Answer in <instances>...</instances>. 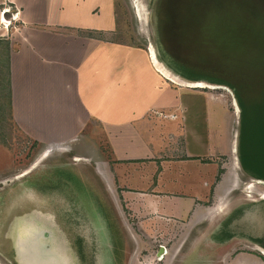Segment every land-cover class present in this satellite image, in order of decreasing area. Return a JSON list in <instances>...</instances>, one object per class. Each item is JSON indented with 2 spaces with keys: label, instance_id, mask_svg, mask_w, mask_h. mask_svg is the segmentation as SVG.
I'll use <instances>...</instances> for the list:
<instances>
[{
  "label": "rangeland",
  "instance_id": "rangeland-1",
  "mask_svg": "<svg viewBox=\"0 0 264 264\" xmlns=\"http://www.w3.org/2000/svg\"><path fill=\"white\" fill-rule=\"evenodd\" d=\"M59 1L68 8L69 16H64L70 20L74 17L78 25H83L78 33L99 41L98 49L94 48V60L100 74V90L95 97L100 114L118 117L120 111L137 107L136 100L141 98L150 100L154 96L165 100L158 92L163 86L173 91V98L181 105L175 121L163 114V118L158 117L154 111H149L144 121L149 120L146 124L151 126L145 140L151 144L154 154L159 151L161 155L156 181L159 215L165 214L170 219L150 213L141 205H135L133 200H124L123 188L114 184L113 168L124 175L122 179L131 181L130 187L141 190L145 187L131 180L139 179L136 171L125 175L122 166L112 167V152L102 124L97 132L95 125L88 123L78 135L82 137L73 141L52 137L43 130L38 131L40 140H37L13 121L9 104L1 97L0 264H28L23 256L25 248L20 247L23 250L20 251L17 246L23 240L21 234L26 233L27 224L18 225L15 219L30 211L33 213L28 226L40 225L53 233L49 227L53 220L67 232L73 244L89 255L91 264H264V250L240 238L200 256L204 254L203 243L214 233L221 216L239 202L258 201L259 194L264 193V182L259 184L246 178L239 168V108L232 90L181 87L160 74V82L150 75L148 70L154 71V68L148 50L150 46L153 50L155 44L146 20L153 0H83L82 5L79 4L82 0ZM74 1L78 2L77 11L73 8L76 7ZM206 1L209 4L204 11L188 10L189 15H182V28L191 27L181 33L186 39L183 50L173 53L165 51L161 45L162 60L173 63L174 60L196 62L201 59L202 65L210 66L208 62H211L221 66L239 59L245 60L246 65L258 64L262 68L264 26L259 18L261 5L258 1ZM49 2L52 0H47ZM0 13L4 14L3 21L9 22L7 27L0 22L1 52L19 27L17 23L13 26L11 20L17 12L3 6ZM2 58L3 79L5 60ZM48 62L61 67L66 58H47ZM48 72L47 82L44 73L19 75L17 89L19 94L25 91L27 99L33 100L38 97L35 86H40L39 93L47 83V118L58 120L62 101L59 93L62 92L57 88L64 78ZM64 95L69 97L68 93ZM163 113L168 114L167 111ZM47 118L37 115L34 123L41 125ZM133 126L139 129L138 125ZM231 149L235 151L236 169ZM204 182L208 186L203 185ZM132 197L129 195L130 199ZM193 197L206 201L209 206L221 199L220 212L201 222L199 219L190 222L175 219L179 213L188 214L194 206ZM69 240L68 247L72 249ZM160 248L162 252L158 255ZM55 258L54 254L48 255L47 264H52ZM73 263L72 256L63 257V264Z\"/></svg>",
  "mask_w": 264,
  "mask_h": 264
},
{
  "label": "crops",
  "instance_id": "crops-1",
  "mask_svg": "<svg viewBox=\"0 0 264 264\" xmlns=\"http://www.w3.org/2000/svg\"><path fill=\"white\" fill-rule=\"evenodd\" d=\"M60 2L59 0H52L49 3H47V0H0V10L4 6L17 12L18 20H13V26L17 23L19 27L14 30L15 33L12 34L10 42H7L6 53L0 57L1 60L3 56L2 59L5 58L8 64L11 117L22 130L30 136L33 134V137L37 140H40L38 131L41 130L47 132V135L50 133L52 137H66L74 140L79 137L81 130L88 123L95 125L97 132L99 131V125L102 124L112 152L113 159H111V162H114L112 167L122 166V173L125 175L128 172L136 171L139 179L134 178L131 180L145 187L144 190L130 187L129 182L131 181L122 179L124 175L121 176L120 171L118 172L116 168H113L114 184L117 183L116 187L123 188L122 196L124 200H133L135 205H141L146 210L148 209L150 213L167 219L169 218L167 215H159V192L156 189V181L160 171L158 161H161L159 160L161 155H159V151L154 154L150 147L151 144L149 145V142H146L145 135H150L149 129L151 126L146 124L149 120L144 121L147 120L149 111H154L158 117L164 115L168 120L175 121L178 119V113L182 107L173 98L171 94L173 91L163 86L158 92L163 95L165 100L154 96L150 100L147 97L138 99L136 100L137 107H129L128 111L125 110L123 113L119 110L120 114L117 112L119 115L123 114V117L100 114L95 101L100 90V74L98 65L94 60L96 57L94 56V48L98 49L99 41L79 34V29L83 25H78L79 23L74 17L73 20L68 19V8ZM73 4L76 7L78 6L77 1H74ZM79 4L82 5L83 0ZM76 7H73L74 11L78 10V7ZM64 14L68 16H64ZM3 16L0 13V20L4 19ZM75 16L77 17L76 14ZM87 28L93 29L94 26H88ZM61 57L66 58L65 65L59 67L54 62L52 63L55 65H51L50 62L47 64V58L60 59ZM47 72L57 73L60 78H64L57 88L59 92H62L59 93L62 101L60 102L61 108L59 106L61 113L57 117L58 120L47 118V83L39 93L38 88L40 86H35L34 91L37 93L35 95H38V97L36 96L37 98L33 100L31 98L27 99L28 94L25 91L19 94L17 89L19 75L27 77L28 73H44L47 82ZM148 72L159 82L162 80L160 74L171 83L182 87V85L168 78V76L166 77L155 68L154 71L150 69ZM66 92L69 95L67 98L64 95V93L67 94ZM233 103L232 106L235 113H237L236 105L234 107ZM125 104L124 106H126ZM163 111H167L168 114L163 113ZM37 115L45 116L47 120L41 125H35ZM134 124L138 125L139 129H136L133 126ZM231 153H233V164L234 169H236L235 151L231 149ZM115 161L119 163H115ZM203 185H207L206 182ZM216 187H218L217 184ZM207 193L208 191L205 196ZM129 195L133 197L130 199ZM193 198L194 206L188 214L187 212L185 214L179 213L175 216V219L179 221L184 219L189 222L191 219H199V222H201L213 216V214L219 213L218 210L223 204V202L221 203L222 200L218 199L214 205L209 206L205 204L206 201L198 200L196 197Z\"/></svg>",
  "mask_w": 264,
  "mask_h": 264
},
{
  "label": "trees",
  "instance_id": "trees-1",
  "mask_svg": "<svg viewBox=\"0 0 264 264\" xmlns=\"http://www.w3.org/2000/svg\"><path fill=\"white\" fill-rule=\"evenodd\" d=\"M257 1L261 5L259 18L263 21L264 26V0ZM207 4L209 2L206 0H203V3L202 0H195L191 3L186 0H158L157 9L159 8L161 12L156 10L155 16L156 18L159 16L164 21L163 23L159 22L156 28L159 41L165 51L180 53L183 50L186 39L181 36V33L186 32L191 27L182 28L180 23L183 20L182 15H189L188 10H195L194 13H199ZM6 50L7 44L2 46L0 56L5 54ZM261 59L262 68L258 64L257 66L246 65L243 63L245 60L239 61V59H233L221 66L212 65L211 62H208L211 66L210 70V66L201 64V59L196 62L174 60L173 63L166 64L177 76L188 82L204 81L211 85L224 86L232 90L239 108L237 159L240 171L246 178L264 182V56ZM7 65L5 59V78L2 79L3 74L0 72V88L3 86L5 88L0 90V99H2L1 97H3V100L6 99L9 109H11ZM1 121L0 118V124ZM241 210L243 213H238L239 218L254 217V214L251 213L252 209L250 211H246L247 209ZM259 212L264 216V205L260 207ZM232 218L230 216L222 223L217 232L210 234L202 245V253L204 254H201V257H204L205 253H211L212 250L216 251L219 247L238 237H247L249 241L261 246L264 250V232L236 236L228 226ZM74 245L76 244H73L72 249L69 248L67 253V256L73 257V264H91L89 255L78 245H76L78 250H74ZM258 255L260 256V254ZM86 261H89V263Z\"/></svg>",
  "mask_w": 264,
  "mask_h": 264
},
{
  "label": "flooded vegetation",
  "instance_id": "flooded-vegetation-1",
  "mask_svg": "<svg viewBox=\"0 0 264 264\" xmlns=\"http://www.w3.org/2000/svg\"><path fill=\"white\" fill-rule=\"evenodd\" d=\"M157 2L158 0H153L151 3L154 13H156V10L157 12L158 11L161 12L159 8L157 9ZM156 20H157L156 27L158 26L159 22L163 23L164 21V19L163 20L160 19L159 16L156 18ZM159 51L160 53H163L162 49H160ZM258 199H259L258 201H255V202L251 201L249 203L239 202L233 207H231L226 214H224L223 216H221V218H219L216 225L214 226L216 228L214 232H217L219 228L222 226V223L226 219L230 218V216L233 218L230 221L228 226L232 229V232L236 236L239 234L248 235L250 233L258 234L260 232H264V216L262 215V213L259 212L260 207L264 205V193L259 194ZM241 209H247L246 211H250L252 209L251 213L254 214V217L253 218L246 217L244 219L239 218L238 213L239 212L243 213ZM31 213H33V211H30L28 213L26 212L22 215H19L15 219L18 225L21 224L22 222L27 224L25 225L27 227L26 233L21 234L22 235L21 238L23 239L22 240L23 242L21 241L19 242V245H17L19 246L20 251L22 250L20 247L25 248V250L24 251L22 250V251L24 252L23 256L26 257L27 263L28 264H42V263L47 264V256L54 254V256L56 255V258L54 260V263L52 264H63V257L64 256L67 257V253L69 251L68 245H70L67 243V240H69L67 237V232H64L61 228H59V226H56L53 223V220H51L50 225H49V227L53 230V233L49 232V230H47V227H46V230H44L43 227H41L40 225L39 226L29 225L30 226L29 227L28 224L30 223L31 218H32L30 216ZM240 239L246 240L252 243L253 245L257 246L261 250H263L261 246L249 241L247 237H240ZM69 241L71 242V245H73V242L71 240ZM27 247L29 248L27 249ZM74 247L76 248V245H74ZM13 261H15L14 258H13Z\"/></svg>",
  "mask_w": 264,
  "mask_h": 264
},
{
  "label": "water",
  "instance_id": "water-1",
  "mask_svg": "<svg viewBox=\"0 0 264 264\" xmlns=\"http://www.w3.org/2000/svg\"><path fill=\"white\" fill-rule=\"evenodd\" d=\"M148 8V7H147ZM148 11V17H147V24L149 26V30H150V33L152 34V37H153V41H154V49H153V54H154V57L156 58V60H158V62L161 63V65L166 69L168 70V72H171V74L177 76L173 70L160 58V55H159V50L161 49V44L159 43V39H158V35H157V28H156V23H157V20H156V16H155V13L153 11V7L152 5H150V7L147 9ZM192 83H196V82H192ZM162 252V249L160 248L159 249V252H158V255Z\"/></svg>",
  "mask_w": 264,
  "mask_h": 264
},
{
  "label": "bare ground",
  "instance_id": "bare-ground-1",
  "mask_svg": "<svg viewBox=\"0 0 264 264\" xmlns=\"http://www.w3.org/2000/svg\"><path fill=\"white\" fill-rule=\"evenodd\" d=\"M151 47V46H150ZM149 47V59H150V62L152 64V66L157 69L160 73L164 74L166 77L168 76V78H171L172 80H174L176 83L182 85V86H188V87H195V88H202V87H207V88H219V89H224L227 91L226 87L224 86H221V87H212V86H209V85H205L204 83L202 82H196V83H192V82H185V81H182L178 78H174L172 77L161 65L160 63L156 60V58L154 57V54H153V50L152 48ZM198 81V80H197ZM204 82V81H203ZM233 103V102H232ZM234 107H235V104L233 103ZM236 109V107H235ZM257 183L261 184L262 182L261 181H256ZM78 241V240H77Z\"/></svg>",
  "mask_w": 264,
  "mask_h": 264
},
{
  "label": "built area",
  "instance_id": "built-area-1",
  "mask_svg": "<svg viewBox=\"0 0 264 264\" xmlns=\"http://www.w3.org/2000/svg\"><path fill=\"white\" fill-rule=\"evenodd\" d=\"M2 13H4V11H3ZM15 19H17V14H15L14 16L11 17V20H12V21L15 20ZM0 22H1V24L3 25V27H7V24L9 23V22H5V21H3V19L0 20ZM160 258H161V257H160Z\"/></svg>",
  "mask_w": 264,
  "mask_h": 264
}]
</instances>
